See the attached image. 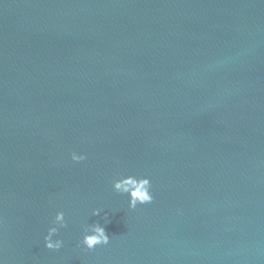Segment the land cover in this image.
<instances>
[{"label":"water","instance_id":"95a60500","mask_svg":"<svg viewBox=\"0 0 264 264\" xmlns=\"http://www.w3.org/2000/svg\"><path fill=\"white\" fill-rule=\"evenodd\" d=\"M0 264H264V0H0Z\"/></svg>","mask_w":264,"mask_h":264},{"label":"clouds","instance_id":"9594fccd","mask_svg":"<svg viewBox=\"0 0 264 264\" xmlns=\"http://www.w3.org/2000/svg\"><path fill=\"white\" fill-rule=\"evenodd\" d=\"M70 158L73 162L79 163L87 157L84 153L72 151ZM112 190L120 195L128 197V207L135 209L138 205H148L154 200L152 192V182L148 176L123 175L118 174L111 181ZM101 209H93L92 215L98 216ZM107 216V213H105ZM67 226L64 211H57L47 227L46 234L43 236L44 247L48 250H59L63 247L64 241L60 238V229ZM82 238L78 243V247L86 250H92L97 246L107 245L110 238L105 228L99 223L88 224L83 226Z\"/></svg>","mask_w":264,"mask_h":264}]
</instances>
